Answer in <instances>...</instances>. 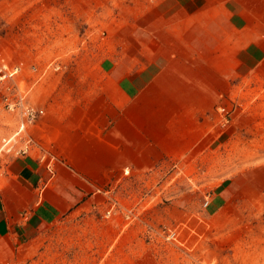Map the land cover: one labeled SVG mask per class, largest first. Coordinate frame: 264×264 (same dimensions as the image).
I'll use <instances>...</instances> for the list:
<instances>
[{
	"label": "crops",
	"instance_id": "1",
	"mask_svg": "<svg viewBox=\"0 0 264 264\" xmlns=\"http://www.w3.org/2000/svg\"><path fill=\"white\" fill-rule=\"evenodd\" d=\"M79 2L90 40L77 27L75 42L62 34L70 71L33 85V145L0 177V262L35 252L46 229L83 210H108L98 190L117 178L192 157L238 81L264 64V0ZM111 212L89 218L91 239L109 242L91 264H146L143 243L131 248L132 229Z\"/></svg>",
	"mask_w": 264,
	"mask_h": 264
},
{
	"label": "rangeland",
	"instance_id": "2",
	"mask_svg": "<svg viewBox=\"0 0 264 264\" xmlns=\"http://www.w3.org/2000/svg\"><path fill=\"white\" fill-rule=\"evenodd\" d=\"M79 1L0 0V70L7 73L0 83V177L24 146L13 137L24 118L9 105L22 98L37 110L38 121L39 108L29 95L50 74L70 71L62 34L72 42L76 27L84 34L87 21L75 18ZM121 2L113 0L114 8ZM74 55L75 49L68 53ZM238 84L219 110L209 143L192 157L98 190L121 230L132 229L131 248L143 243L146 264H264V64ZM9 139L12 149L5 146ZM200 148L204 153L197 155ZM98 206L46 229L35 252L24 247L0 264H91L92 250L109 248L106 235L91 239L96 227L89 218H106L108 212ZM172 232L176 236L168 238Z\"/></svg>",
	"mask_w": 264,
	"mask_h": 264
},
{
	"label": "built area",
	"instance_id": "3",
	"mask_svg": "<svg viewBox=\"0 0 264 264\" xmlns=\"http://www.w3.org/2000/svg\"><path fill=\"white\" fill-rule=\"evenodd\" d=\"M17 70L19 71V68H16V71ZM2 71L3 70H0L1 72L0 73V83L4 81V79L7 77V73L4 71L2 72ZM23 101L24 100L21 98V99H18L15 103L9 105V108H11L12 110H16V109L19 110L22 116V119L24 118L21 124L19 125L17 132L13 136L14 138L17 137L24 143V146L19 151H17V154H27L29 150L31 149L34 141H33V137L29 134L28 127L29 125L34 124L38 117L37 110L33 106L25 104V102ZM12 139H9L8 141H6L5 146L6 145L9 146L10 144H13L11 142ZM13 146L14 144L9 149H12ZM175 236H176V233L172 232L168 235V238L175 237Z\"/></svg>",
	"mask_w": 264,
	"mask_h": 264
}]
</instances>
